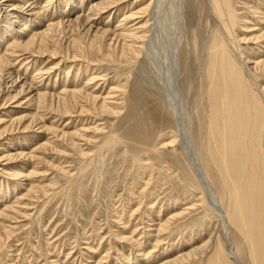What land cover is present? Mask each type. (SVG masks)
<instances>
[{
  "label": "rangeland",
  "instance_id": "obj_1",
  "mask_svg": "<svg viewBox=\"0 0 264 264\" xmlns=\"http://www.w3.org/2000/svg\"><path fill=\"white\" fill-rule=\"evenodd\" d=\"M20 1L24 0H19V2ZM72 1L78 6L74 2L73 4ZM72 1L29 0V3H33V5L40 8L41 15L44 16L41 17V20L44 21V19L46 20L49 17L54 19L59 17L62 19L63 17L65 21L79 14L81 9V13L83 15L86 14L88 5L90 7L92 4L98 2V0ZM127 1L129 4H127ZM152 1L154 0H122L121 5L117 7L114 6L111 10L105 9L106 12L103 11V14L100 16L99 14L97 16H92L94 20L91 21V25L95 28L105 25L106 27L108 26V30L112 28L111 30L114 29L113 31L115 32L116 30L117 33L120 29L133 30L135 27L138 28L137 32L139 33L137 35H144L146 38L145 40L143 39L137 42L135 47L141 48V44L144 42L142 52L144 53L145 50V53L147 52L146 58H148L147 62L149 61L148 67L152 69V71L150 70L151 76H149L153 78V81H140L143 73L139 61L144 59V54L142 53L140 56L137 54V56L134 55L132 57L128 55L126 58L121 57L119 54L121 45H118V51H115L116 54L113 55L112 59L103 60L104 51L100 52L102 53L100 55L96 50H87V57L89 58L86 60L80 57L73 59L72 53L75 52L73 48L70 47V40H75L76 37L82 38L84 41L89 39L83 35L81 29L76 28L73 30L71 27L69 29L68 26L64 27V33H54L53 35V38L57 39V42L58 40L61 41L59 48L63 51L60 49V55L51 56L50 53L46 52L50 55L44 53L42 57L41 54L34 53L33 55L29 54L28 57V53H18L16 56L20 59L15 55L10 58L9 64L11 63L10 68L12 67V70L10 71L12 75L14 71L17 70L14 74V76H16V73L19 71L17 75L20 82L26 84V87H29L31 90L37 89L40 90V93H43V90H45L44 94H47L48 97L53 94V96L51 95L49 98L55 99L59 95L63 97L64 95L61 94L62 92L73 91L74 88L72 89V87H75V89L81 90V93L84 95H90L92 92L91 97H93L94 94V97L99 98L97 107H99L101 101L104 100L106 105L109 104L110 107H108L110 110L112 106V110H109V112L106 111V113L99 109L97 111L94 107H90L88 103H86V105L84 101V103L80 102L82 100H78L75 103L71 111H68L70 114H66L67 116L64 114H62L63 116L60 115V111L57 112L58 109L55 106V101L52 103L53 106L51 105V101H48L46 106L48 109L45 107L43 109H35L32 108L31 105L15 109L16 103L11 102L7 104L8 106L6 105V107L0 106V115L2 114L0 120L3 122L1 123L0 121L1 133L5 130V126H7L8 122L10 123L15 118L28 117V121H25V125H27V123H30L32 117L35 116L37 119H35L36 123L39 125L33 126L31 130L24 132H22L23 130L21 127L19 130L17 125H15L16 127L13 125V133L8 132L6 135L3 134L5 136L0 135V144H3L0 150L1 153H4H2L3 155L0 154L2 155V158H0V213H3V215L7 213V217L5 215L0 217V225H2L5 230L7 228L6 231L9 232L7 235H2L0 264H131L134 262L135 264H150V262H153L151 264H160L167 259L175 258V256L180 253L186 252L190 249V246L191 249L193 247H198L200 245L199 240L197 242L192 241V243H190L191 245L184 247L186 245H184L180 237H182L181 235H189V238L194 239L196 236L195 234L200 232L201 229H210V232L213 234L207 252L203 256L192 257L183 264H234V261L227 256L229 250L225 234L222 229L217 226V221L214 217L208 212L200 209L196 204L197 202L194 204L195 207L191 208L190 200L184 198V193L187 189L183 188L181 176L179 175H181L182 171L180 164H182V166L185 164H183V155L180 151L178 138H174L176 126L167 109L165 107L162 108L165 103L161 104L158 102L157 98L159 95L156 88L159 82L155 81V78H162L160 82L162 81V88L164 87L165 90L164 94L170 96L168 92L170 82L164 73V70H166L165 67H167L165 64L168 62L165 61L164 58L165 55L168 56L170 52L169 45L171 43V45H173L177 39H180L178 62L180 63L181 70L183 67L184 73H186V71L188 72L190 68L188 72L189 75L186 73L188 76L187 78H190L193 87H196L194 89V94L189 93V95H187V103L189 106L193 104L194 108L202 103L208 104L206 100L207 97L202 98L200 103H198V95L199 90L202 89L201 85L203 83L205 84V72L207 70L208 56L206 50L202 48L206 46L212 38L213 33L211 30L215 23V19L211 16L208 21L201 22L198 19V16L201 17L202 15L199 10L201 8V11H203L207 3L203 2V0H194L198 8L197 14H199H196L197 16H195L192 21V31H187L186 33L184 29L182 32H178V29H174L175 25H171L173 21L170 22L168 13V7L170 5H168V3H172L173 0H160V3H162L161 9L165 11L160 9L161 12L160 10V13L157 12L159 15H156V8ZM13 2L15 1H10L7 5ZM58 2L60 3L57 4ZM130 2L132 3L130 4ZM231 3H234L232 4L233 9L237 10H235V14H240L239 16L236 15L238 17L237 21L241 24L244 23L247 27H252L248 31L258 32L261 28H264L263 25L258 23L261 22L258 19L263 16L259 13H264V0H232ZM235 4L236 6H234ZM65 5L68 6L66 7ZM74 5H76V8ZM126 5L129 6L126 7ZM147 6L150 7L148 8ZM257 6L261 11L259 9H254L257 8ZM22 7L24 9L27 8L26 5ZM56 7H58V9ZM249 7L253 10L251 11ZM59 8L64 10H60ZM134 8L136 9L134 10ZM138 8L139 10H143V8L144 10L148 9V11L143 10V13L137 15L138 17L136 16L135 20L128 21V23L131 22L129 25L124 22L125 16L131 11H139ZM8 10L9 7L0 10V21L4 17V11ZM83 10L86 12L84 13ZM112 10L115 13H113ZM42 11H44V13H42ZM63 11L66 12V14ZM151 11L154 12L152 13ZM150 13H152V16ZM253 13H255V15ZM257 14L259 15L257 16ZM165 16H167L169 22L166 21L167 19L163 20ZM104 17H108V19H103ZM186 19L185 22L187 23ZM43 21L41 24L44 23ZM162 22H164L163 24L165 27L160 24ZM0 26H2V24H0ZM41 26L42 25H40V30L44 28ZM114 27L118 28L115 29ZM243 27L244 26H241L240 29L236 28L237 32L235 33L240 36L239 39L241 40L238 46L239 49L242 50L244 57L247 54L246 51L249 49L257 51L261 46L259 45L260 43L257 45V42L255 43L253 40L248 41L250 37L246 35ZM150 29L152 31H150ZM29 31L30 30H28V32ZM28 32L26 33L29 34ZM74 33L79 35H75ZM26 36L23 37L25 38ZM244 39L245 41H243ZM108 42L109 41H107V44L110 43ZM146 42H148V44L145 46ZM121 43H123V41ZM107 44L105 43V45ZM52 45L51 42L48 43L50 49L53 47ZM112 45L115 46V42ZM147 48H150V50L148 51ZM64 50L68 52V55L65 54L66 52ZM70 52H72L71 55ZM21 57L28 62H25ZM136 57H140L141 59H137ZM200 62H202L201 67L198 66ZM57 65L58 67H56ZM184 66H186L185 68L187 69H185ZM62 67L64 69H62ZM75 71L78 74L75 73ZM23 72L26 74L24 75ZM31 72H33V75ZM186 74L184 75L186 76ZM23 76H25V78ZM66 76L67 79L65 81ZM92 76L95 78L93 79ZM184 81V79L183 81L180 79L178 80L179 89L181 88V90H185L186 85L190 82L188 79L187 81L189 82L186 81V83ZM79 84L81 85L80 87H78ZM181 84H183L184 87ZM258 85L264 87V75L258 77L257 86ZM59 86L62 88L65 87V89L63 88L64 91ZM207 89L206 86L202 89V91L205 92V96L206 93H208ZM54 90L56 91L54 92ZM15 91L10 94L13 95ZM55 93H59V95L56 96ZM107 93L110 95H106ZM98 94L102 97V100ZM106 98H108V100H106ZM171 102L172 104L175 102L177 106L173 96ZM78 103L80 105H78ZM83 104L86 111L82 108ZM89 110L92 111L90 112ZM55 111L57 113H55ZM206 113L203 115L204 118ZM196 118L199 119L200 117L196 115ZM37 127L42 129L39 131L40 128L38 129ZM201 127L199 126L200 131ZM166 132L170 135H167ZM215 137L216 144H218V134H215ZM162 138L164 139L163 141ZM165 138H167V140H165ZM173 141H175V143L170 144V142ZM11 142L13 143V147L9 144ZM46 143V146L43 145ZM200 143L202 145V136H200ZM162 144L164 146H162ZM12 152L13 154L26 153L23 156H28L27 158H18L8 162L3 159L7 155H12ZM6 153L7 155H5ZM4 160L6 162H4ZM227 161H230V159L227 158ZM20 168L22 169L20 170ZM13 169H18L19 171H14ZM19 175L20 177H18ZM211 182L214 191L221 197L222 193L221 190H219L218 182L215 181V179L212 180V178ZM236 187L237 186L230 187L229 192H232ZM182 199L187 201L183 202ZM145 200L147 201L145 202ZM182 202L186 204L182 205ZM148 203H150V205ZM151 204L154 207H152ZM226 204L227 203L222 199L221 206L224 212H227L228 209ZM147 206H151V208L149 209ZM180 213L182 214L178 215ZM147 214H149V216ZM167 218H170L169 221ZM165 220L168 221L165 229L162 230L163 232H157V227L155 226H157L158 223H164ZM146 222L148 224L153 222V224L151 223L148 225ZM123 224L125 226H123ZM210 226L211 228H209ZM149 228L152 229V231ZM153 230H155L154 233ZM142 231L144 236H142ZM150 231L152 233H150ZM156 232L158 234L156 239L160 238L158 240L159 242L157 241V244H159L157 248L155 247L156 239H154ZM228 233L233 244V252L238 262H240L239 264H253L250 258L251 249L246 247V244L240 239L233 226L228 225ZM126 237L129 238L127 239ZM151 238L154 242H151ZM124 240L125 242L128 240L130 241L125 243ZM137 240L138 243L136 242ZM140 243H142V246L139 245V249L141 248L142 250H138V244ZM252 244L256 246V242H252ZM135 247L137 249H135ZM151 250L153 252L149 253ZM137 251H141V255L142 251L144 253L142 257L136 259ZM145 251H148L149 255ZM124 256L125 258H123ZM258 258L260 259V255L257 256V259ZM126 259L129 263L126 262Z\"/></svg>",
  "mask_w": 264,
  "mask_h": 264
},
{
  "label": "bare ground",
  "instance_id": "obj_2",
  "mask_svg": "<svg viewBox=\"0 0 264 264\" xmlns=\"http://www.w3.org/2000/svg\"><path fill=\"white\" fill-rule=\"evenodd\" d=\"M10 1H13V0H0V10H2V8L9 7L8 11H4V14L2 13L4 15V17L0 21V24H2V26H0V103L2 102L0 104V106L6 107V105L11 102V103H16L15 109L21 108V107L27 106V105L28 106L31 105L32 108H35V109L36 108L37 109H41V108L43 109L44 107L48 109V107H46L48 104V101H51V105L55 101V106L58 109L57 112L60 111L61 112L60 115L64 114L65 116H67L66 114L69 113L68 112L69 110L71 111V108L75 105V103L78 100H82L80 102L84 101L85 102V103L83 102L84 104L88 103V105H90V107L91 106L94 107L95 109H97V111L99 109V110L105 111V113H106V111L109 112V110H110L109 104L106 105L105 101L102 100V97L99 94L98 95H99V97H101L102 101H101L99 107H97V102H98L99 98L94 97L95 96L94 94H93V97H91L92 92L90 93V95H84L83 93H81V90L79 91V90L75 89V87H72V89L74 88L73 91L62 92L61 94L64 95L63 97H61L62 95L60 96L59 93L56 94L57 93L56 92L55 93L56 96L57 95H59V96L56 97L55 99L49 98L51 95L53 96V94H51L50 92L49 93L51 95L49 97L47 94H44L45 90H43V93H40V90H37V89L31 90L29 87H26V84H22L20 82L19 77L17 75V73L19 71L16 73V76H14V74L17 70L14 71V74L12 75V73L10 71V70H12V67L10 68L11 63L9 64V62H10V58L14 55L15 56L18 55V53L19 54L20 53L21 54L22 53H28V57H29V54L33 55L34 53L35 54H41L43 57V54L46 52L50 53L51 56H56L58 54L60 55V51L62 50L61 48H59L61 41L58 40V42H57L56 41L57 39H54L53 35H54V33H59V34L64 33V29H65L64 27L65 26L66 27L68 26L69 29L71 27L73 30L76 28L81 29L83 32V35L89 39V40L84 41L82 38H77L75 36L76 39L74 40L72 37L73 40H70L69 44L71 45L70 47L73 48V50L75 52V53H72L73 50L71 49L72 52H70V55L72 53L73 59L79 58V57L82 59H85V60L88 59L89 57H87V50H91V51L96 50L99 53L104 51V54H103L104 58L102 57L103 60L104 59H112L113 55L116 54L115 51H118V45H121V48L119 49V54L121 57L126 58L128 55L132 57L134 55L137 56V54H139V56H140V54L143 53L142 51H143L144 42L142 44L140 43L141 48L135 47V44H137V42L142 41L143 39L145 40L146 37L144 35H141V36L137 35L139 33V32H137L138 28L135 27V29H133V30L132 29L131 30H129V29H126V30L122 29L121 30L120 29L117 33L116 30H115V32L113 31L114 29L111 30L112 28L111 29L109 28L110 30H108L107 29L108 26L106 27L103 24H102L103 26H100L97 28H95L91 25V21L94 20V19H92L93 18L92 16H97L98 14L100 16L101 14H103V11H105V9L111 10L112 7H114V6L117 7L118 5H121L122 0H98V2H96L95 4H92L90 7L87 4L88 8L86 10L87 11L86 14L83 15L81 13V10H82L81 9L79 14H76L73 18L66 19L65 21H64L65 18L63 19V17H62V19H61L59 16H58L59 18H56V19L49 17L46 20L44 19V21H43V20H41V17H44V16L41 15L40 8H38L36 5H33V3H29V0H24V1H20V2H19V0H14L15 2L11 3L10 5H7V3H9ZM75 1H77V0H75ZM81 1H83V0H81ZM73 2L74 1H72V3ZM203 2L207 3V5L205 7L203 6L204 7L203 11H201L202 9L200 8L199 12L202 15H201V17L198 16V19L201 22L208 21L211 16H213L215 19V23L212 26V30H211L213 33L212 38L209 41V43L202 48L203 50H206L208 58H207V70L205 72L206 73V79H205L206 81H205V84L203 83L201 85V87L203 89L206 86L208 88L207 89L208 93H206V96H205V92H203L202 89H200L199 95H198V97H199L198 103H200L202 98L207 97L206 100H207L208 104L202 103V104L195 106V108L193 107V104H192V105H190L191 106V109H190V106L187 103V95H189V93L194 94L195 93L194 89L196 87L194 88L191 81H190V78H187L188 76L186 73L189 72L190 68L187 72L185 70L187 68H185L186 66H184V68H185L184 70L186 71V73H184L183 67L181 70L180 63L178 62V58H179L178 57V48H179L180 39H177L173 45H171L172 43L169 45L170 52L168 53V56L165 55V58L163 57L164 60L168 62L165 64L167 67H165L166 70H164V73L168 77V81L170 82V84L168 83L169 84V91L168 92H169V95L171 96V98L173 96V99L176 101L178 108H177L175 102H173L174 104H172L170 96H168L167 94H164L165 90H164V87L162 88V86H163L162 81L160 82V80L162 78L159 79L160 77L157 79L155 78V81L159 82V85H157V88H156L157 93L159 95V97L157 99H158V102H160L161 104L165 103V104H163L164 106H162V108L165 107L167 109V111L170 113V115L174 121V124L176 126L174 138H178L180 151L183 155V164H185L183 166H182V164H180L182 171H181V175H179V176H181V183L183 185V188L187 189V191L184 193V196H185L184 198H186L187 200H190L191 208L195 207L194 204L197 202L196 204L200 209L204 210L205 212H208L209 214L212 215V217H214V219L217 221V226H219L222 229L223 233L225 234L226 243L228 244V250H229L227 256H228V258H230L231 260L234 261V264H239L240 262H238V260L235 256V253L233 252V244L229 238L228 225L233 226V228L236 230L237 234L239 235L240 239L244 242V244H246V247H249L251 249L250 250L251 262L253 264H261V263L264 264V87H262V85L257 86L258 77L260 75H264V28H261L258 32L248 31L252 27H247V26H245L244 23L241 24L237 21L238 17L236 15H238V14H235L236 9H233V7H232V4H234V3H231L232 0H203ZM50 3H51V1H50ZM59 3L60 2H58L57 4H59ZM131 3L132 2H130V4ZM152 3L156 8L155 13L159 12V10L161 9V4H162V3H160V0H154V1H152ZM81 4H83V3H81ZM127 4H129V2ZM18 5H20L21 7ZM24 5H26L27 8L24 9L22 7ZM76 5H74L75 8H76ZM123 5H124V3H123ZM168 5H169V7H168ZM168 5H167V7L169 9L168 8H166V9H168V11H169L168 13L170 16V22L173 21V22H171V23H173L171 25L172 26L175 25L174 29L175 28L178 29V32L179 31L182 32L185 29L186 33H187V31H192V26H193L192 21H193L194 17L199 14V13L197 14L198 8L195 5L194 0H173V2L168 3ZM65 6L67 7L68 5H65ZM127 6H129V5H126V7ZM234 6H236V4ZM262 6H263V4H262ZM44 7H43V9H44ZM81 7L83 8L82 5H81ZM56 8L58 9V7H56ZM237 8H238V6H237ZM263 8H264V6H263ZM22 9H24V10H22ZM59 9L64 10L61 8H59ZM135 9L136 8H134V10ZM150 9H152V8H150ZM249 9L251 11L253 10V9H251V7H249ZM254 9L260 10V8H258V6H257V8H254ZM138 10H139V8H138ZM143 10H144V8H143ZM143 10H139L136 12H132V11L129 12L128 15L126 14L127 16H125L124 22L128 23V21L135 20L137 15H140V13H143L142 12ZM161 10H164V9H161ZM161 10H160V12H161ZM44 11H42V13H44ZM86 11H84V13ZM116 11H117V9H116ZM120 11H121V9H120ZM144 11H148V9L144 10ZM45 13H46V11H45ZM64 13L66 14V12H64ZM113 13H115V12L113 11ZM152 13H150L151 16H152ZM162 13H164V12H162ZM56 14H58V13H56ZM70 14H72V13H70ZM253 14L255 15V13H253ZM259 14L261 16L262 15L264 16L263 12L259 13ZM259 14H257V16ZM156 15H159V14L157 13ZM50 16H52V15H50ZM54 16H56V15H54ZM167 16H165V19L163 18V20H166ZM250 16H251V14H250ZM262 17L260 19L257 18L261 22H258L257 19L256 20L258 23H260L261 25L264 26V22H263L264 17L263 18ZM106 18L108 19V17H104L103 19H106ZM138 19H140V18H138ZM185 19H186L187 23L185 22ZM161 20H162V18H161ZM42 21L44 22L43 24H41ZM136 21H137V19H136ZM166 21H168V19ZM166 21H165V24H166ZM129 23H131V22H129ZM129 23H128V25H129ZM134 23H135V21H134ZM163 23L164 22H162L160 24H162V26L165 27V25ZM40 25H42L44 27L42 30H40L41 29ZM241 26H244L243 30L246 32V35L250 37V39H248V41L253 40L255 43L257 42V45H258V43H260L259 45L262 47L261 48L258 46L259 49H257V51H252L253 49H249L248 51H246L247 54L244 57H243L242 50H240L239 46H238L240 43V40H241V39H239L240 36L235 33V32H237L236 28L240 29ZM251 26H253V25H251ZM118 27H116V28L114 27V28L117 29ZM258 28H260V27H258ZM28 30H30V31L28 32ZM150 31H152V30L150 29ZM26 32H28L29 34H27ZM76 33H74V34L79 35ZM23 36H26V37L24 38ZM71 36H73V35H71ZM107 41H109L110 43L108 42L109 44H107ZM122 41H123V43H121ZM146 41H147V39H146ZM243 41H245V39ZM49 42H51L53 44L52 45L53 47L51 49L48 46ZM114 42H115V46L112 45ZM148 42H146L145 46L148 44ZM105 43L107 45H105ZM69 50H70V48H69ZM149 50H150V48L148 49V51ZM200 50H201V48H200ZM145 51L143 53L144 59L139 61L140 66H141V70L143 73L142 79L140 81H151V80L153 81V78L150 77L151 76L150 70L152 71V69L148 67L149 61L147 62V59H148V58H146L147 52L145 53ZM65 52H66L65 54L68 55L67 54L68 52L67 51H65ZM99 53H98V55H99ZM50 54H47V55H50ZM101 54L102 53H100V55ZM149 55H151V54H149ZM203 56H204V54H203ZM16 57H18V56H16ZM64 58H65V56H64ZM139 58L140 57H138L137 59H139ZM13 61H15V60H13ZM20 61H22V60H20ZM63 61H64V59H63ZM15 62H17V61H15ZM25 62H28V61L26 60ZM60 62H61V60H60ZM23 64H22V66H23ZM201 65H202V62H200V65H198V66L201 67ZM32 66H33V64H32ZM13 67H14V65H13ZM56 67H58V65ZM56 67H54V68H56ZM78 67H79V65H78ZM65 68H66V66H65ZM67 68H69V67H67ZM62 69H64V68L62 67ZM90 69H91V66H90ZM37 70H36V72H37ZM70 70H71V68H70ZM88 70H89V68H88ZM66 71H68V70H66ZM27 73H28V71H27ZM31 73L33 75V72H31ZM75 73H77V72L75 71ZM25 74L26 73H24V75ZM63 74H65V73H63ZM72 74H74V73H72ZM83 74H84V72H83ZM184 74H186V76ZM152 75H155V74H152ZM188 75H189V73H188ZM98 76H100V75H98ZM191 76H192V74H191ZM23 77L25 78V76H23ZM88 77H86V78H88ZM94 78L95 77H93V79ZM55 79H54V81H55ZM66 79H67V76L65 77V81H66ZM179 79L181 81H183V79H184L185 80L184 82H186L187 79L190 81V82L187 81V82H189L187 85H186L187 82L185 83V85H186L185 90H181V88L179 89V85H178ZM191 80H192V78H191ZM6 81H8V82H6ZM24 81H25V79H24ZM72 82H73V79H72ZM32 84H33V82H32ZM81 84H82V82H81ZM181 85H183V84H181ZM80 86L81 85L79 84L78 87H80ZM82 86H83V84H82ZM90 86H91V84H90ZM158 86H159V88H158ZM30 87L33 88L32 86H30ZM183 87H184V85H183ZM60 88H62V87H60ZM63 88L65 89V87H63ZM63 88H62V90H63ZM170 88H171V93H170ZM78 89H80V88H78ZM83 89H84V87H83ZM15 90H17V91H15ZM48 90H47V92H48ZM14 91H15V93L13 95L10 94ZM55 91L56 90H54V92ZM52 93H53V90H52ZM106 95H110V94L107 93ZM106 100H108V98H106ZM166 102H167V104H166ZM84 104L82 106L83 109H84ZM78 105H80V104L78 103ZM165 108H164V110H165ZM83 109H81V110H83ZM192 109H193V111H192ZM111 110H112V106H111ZM26 111H28V110H26ZM57 112L55 111V113H57ZM87 113H89V112H87ZM205 113H206V115L204 118L203 115ZM195 114L198 115L200 118L197 119L198 117L196 118ZM34 117L35 116L32 117V119L30 120V123H27V125H25V123H26L25 121L27 120L28 117L15 118L10 123L8 122L7 126H5V130L4 131L2 130L3 132L2 133L0 132V135H3V134L6 135V133H8V132H12L13 128L16 127L15 125L18 126L19 130L21 127V129L23 130L22 132L31 130L33 128V126L35 127L38 125V123H36L37 119H36V117L35 118ZM205 119H206V121H205ZM0 121H1V123H3L2 120H0ZM13 125H14V127H12ZM199 126L200 127L202 126L201 131H200ZM41 129L42 128H40L39 131ZM170 131H171V129H170ZM200 132H201V134H200ZM166 134L170 135V134H168V132H166ZM215 134H218V137H217L218 144H216ZM5 135H3V136H5ZM28 135H30V134H28ZM73 135H75V134H73ZM172 136H173V134H172ZM200 136H202V145L200 143ZM29 138H30V136H29ZM25 139H28V138H25ZM67 139H68V137H67ZM163 140L164 139L162 138V141ZM165 140H167V138H165ZM175 141L170 142V144H174ZM12 142H14V141H12ZM12 142L9 143L12 145V146L10 145L11 147H13ZM43 145L46 146L47 143L43 144ZM1 146H3V144H0V148H1ZM162 146H164V145L162 144ZM2 153L0 150V154H2ZM25 154H21V153L20 154H13V152H12V155L8 156L6 153L5 155H7V156L4 155L5 158H3V159L7 160V162L13 161V160H16L18 158H20V159L24 158L25 156H23V155H25ZM2 155H0V158H2L1 157ZM27 156L28 155H26L25 158H27ZM227 158H229L230 161H227ZM5 160H4V162H6ZM21 164H22V162H21ZM23 166H24V164H23ZM12 167H14V166H12ZM21 169L22 168H20V170ZM16 170L19 171L18 169H16ZM16 170H14V171H16ZM12 174H13V172H12ZM17 175H18V173H17ZM20 175L18 177H20ZM210 177L212 178V180L215 179V181L218 182L219 190H221V193H222L221 197H219L216 194V192L214 191L213 184L211 182ZM233 186H237V187L232 192H229V188L233 187ZM5 188H6V183H5ZM6 195H8V194H6ZM190 198H192V199H190ZM221 198L227 203L226 204L228 207L227 212H224L222 210V206H221L222 199ZM187 200H183V202H185ZM146 201L147 200H145V202ZM183 202H182V205L186 204ZM178 203H177V205H178ZM148 204L150 205V203H148ZM147 207H149V209L151 208V206H147ZM152 207H154V206L152 205ZM173 207H174V205H173ZM138 211H139V209H138ZM150 213H151V211H150ZM6 214L4 213L5 216H6ZM149 214H147V215L149 216ZM152 214H153V212H152ZM181 214L182 213H180L178 215H181ZM4 215H3V213H0V217H2ZM150 217H151V215H150ZM169 219H168V221H169ZM146 220H148V219H146ZM165 221H164V223H162V224L158 223V225L155 226V227H157V230H156L157 232H160V231L165 229L166 225L168 224V221H166V222ZM153 222H155V221H153ZM153 222H151V223L153 224ZM151 223H149V224H151ZM146 224H148V223L146 222ZM123 226H125V225L123 224ZM205 226H203V227L204 228L208 227V225H207V227H205ZM209 228H211V226ZM6 230H7V228H6ZM6 230H5V228L2 227V225H0V245H1V241L3 240L2 235H4V234L7 235V233H9ZM8 230H9V228H8ZM150 230L152 231V229H150ZM151 231H150V233H152ZM154 231L155 230H153V233H154ZM157 232L155 233L156 235H155L154 239L157 238L156 237L158 235ZM132 233H134V232H132ZM131 235H129V236H131ZM195 235L196 236L194 239L189 238L190 237L189 235L188 236L187 235L186 236L181 235L182 237H180V238H182V242L184 243V245H186L184 247L191 245L190 243H192V241L197 242L199 240L200 245L198 247L192 246L193 248L191 249V246H190V249L187 250L186 252L182 251L184 253H180V251H179L180 254L175 256V258H172L169 260L167 259L166 261H164L160 264H183L186 260H188L192 257L205 255V253L207 252V250L209 248V244L212 241V235L213 234H212V232H210V229H201L200 232H198ZM142 236H144L143 231H142ZM193 236H194V234H193ZM160 237H161V235H160ZM121 238H123V237H121ZM126 238L128 239L129 237H126ZM159 239L155 240V243H156L155 247L156 248L159 245V244H157V241ZM129 241L130 240H128L127 242H129ZM131 241H132V239H131ZM124 242H125V240H124ZM127 242H125V243H127ZM136 242L138 243V240ZM151 242H154L153 239ZM252 242H256V246H254V244H252ZM131 243H133V242H131ZM131 243H130V245L132 246ZM134 243H135V240H134ZM135 245H136V243H135ZM139 245L142 246V243L138 244V250L141 249V248L139 249V247H140ZM173 246H174V244H173ZM155 247H153V248L156 249ZM129 248H130V246H129ZM135 249H137V248L135 247ZM145 252H147V254L149 255V253H152L153 251L151 250V252H149V253H148V251H145ZM143 253L144 252L142 251V255H141V251L138 252L136 254V259L142 257ZM258 255H260V259L258 258L260 261L257 259ZM133 257H134V255H133ZM144 257H148V256H144ZM123 258H125V256ZM126 258H128V257H126ZM134 259H132V260H134ZM146 260H147V258H146ZM122 261H123V259H122ZM139 261H140V259H139ZM141 261H143V260H141ZM249 261H250V259H249ZM126 262H128L127 259H126ZM151 263H153V262H150V264ZM122 264H124V263H122ZM131 264H135V262L131 263Z\"/></svg>",
  "mask_w": 264,
  "mask_h": 264
}]
</instances>
